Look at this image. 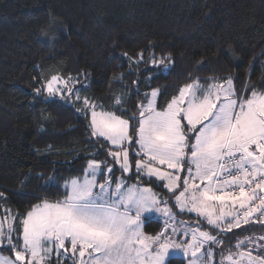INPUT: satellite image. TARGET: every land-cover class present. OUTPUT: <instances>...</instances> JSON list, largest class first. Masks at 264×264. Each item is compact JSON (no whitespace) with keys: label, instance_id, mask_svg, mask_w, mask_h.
<instances>
[{"label":"snow or ice","instance_id":"1","mask_svg":"<svg viewBox=\"0 0 264 264\" xmlns=\"http://www.w3.org/2000/svg\"><path fill=\"white\" fill-rule=\"evenodd\" d=\"M48 15L39 32L54 41L50 30L58 18ZM228 52L236 58L231 44ZM121 55L162 72L173 65L170 54L157 60L151 48L148 60L144 51ZM200 64L202 70L206 65ZM251 70L250 64L246 75ZM40 75L31 85L35 96L73 104L89 136L107 145L111 162L89 159L82 176L57 185L62 198L41 197L23 215L0 208V250L11 253L0 251V264H169L174 257L185 264H264V234H238L227 247L221 238L242 225L264 224V88L250 79L237 87L232 74L190 76L162 105L159 87L137 90L143 98L130 110L126 90L105 108L81 94L88 85L76 88L78 77ZM80 75L87 80L91 74ZM29 179L22 177L21 185ZM44 183L56 185L55 176ZM152 184L172 193L174 203ZM7 203L0 191V204ZM174 208L195 214L194 223L179 218ZM154 214L163 218L162 227L149 234L145 223Z\"/></svg>","mask_w":264,"mask_h":264},{"label":"trees","instance_id":"2","mask_svg":"<svg viewBox=\"0 0 264 264\" xmlns=\"http://www.w3.org/2000/svg\"><path fill=\"white\" fill-rule=\"evenodd\" d=\"M49 13L58 18L50 30L54 41L39 32ZM149 48L157 60L170 54L172 67L162 72L121 55L144 51L148 60ZM201 61L206 65L202 70ZM41 72L78 77L76 88L88 85L81 94L105 108L112 106L113 95L126 90L130 110L143 98L137 90L159 87L162 105L190 76L203 80L232 74L238 77L237 87L250 79L264 88V0H0V191L8 200L0 208L10 207L20 215L41 197L62 198L63 188L57 185L82 176L89 159L111 162L107 145L89 136L87 121L73 105L35 96L31 85L33 77L42 79ZM82 72L91 75L84 80ZM113 74L124 78L114 81ZM48 145L54 150L48 151ZM112 166L119 176L118 166ZM50 175L56 185L44 183ZM24 176L30 179L21 185ZM150 186L174 203L167 189ZM173 210L186 221L196 219ZM161 227V220L151 219L145 231L154 234ZM238 234L262 235L264 224L249 223L221 235L225 247L234 244ZM169 264L185 262L174 257Z\"/></svg>","mask_w":264,"mask_h":264},{"label":"rangeland","instance_id":"3","mask_svg":"<svg viewBox=\"0 0 264 264\" xmlns=\"http://www.w3.org/2000/svg\"><path fill=\"white\" fill-rule=\"evenodd\" d=\"M58 99V98H57ZM59 100V99H58ZM158 100H159V98H158ZM78 103V102H77ZM68 104H71V103H68ZM71 105H73V104H71ZM113 169H114V167H113ZM155 191V190H154ZM157 192V191H156ZM158 193V192H157ZM158 194H160V193H158ZM161 196H162V194H160ZM162 197H164V196H162ZM170 204V203H169ZM171 205V204H170ZM192 215H194L195 216V214H192ZM158 215H156V214H154V218L155 217H157ZM179 218H181V219H184L183 217H181V216H178ZM153 218V219H154ZM185 220V219H184ZM149 220H146V223L148 222ZM146 223H145V225H146ZM192 223H194V222H192ZM205 228H208L209 226H207V225H203ZM65 264H70V262H68V261H66L65 262Z\"/></svg>","mask_w":264,"mask_h":264},{"label":"crops","instance_id":"4","mask_svg":"<svg viewBox=\"0 0 264 264\" xmlns=\"http://www.w3.org/2000/svg\"><path fill=\"white\" fill-rule=\"evenodd\" d=\"M161 218L160 216L155 217L154 219ZM189 223H192V221H188Z\"/></svg>","mask_w":264,"mask_h":264},{"label":"built area","instance_id":"5","mask_svg":"<svg viewBox=\"0 0 264 264\" xmlns=\"http://www.w3.org/2000/svg\"><path fill=\"white\" fill-rule=\"evenodd\" d=\"M161 221L163 220V218L160 219Z\"/></svg>","mask_w":264,"mask_h":264}]
</instances>
